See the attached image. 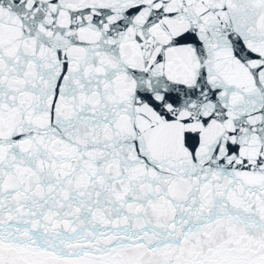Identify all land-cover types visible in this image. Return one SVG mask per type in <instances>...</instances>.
<instances>
[{"label": "snow or ice", "instance_id": "1", "mask_svg": "<svg viewBox=\"0 0 264 264\" xmlns=\"http://www.w3.org/2000/svg\"><path fill=\"white\" fill-rule=\"evenodd\" d=\"M0 264H264V0H0Z\"/></svg>", "mask_w": 264, "mask_h": 264}]
</instances>
